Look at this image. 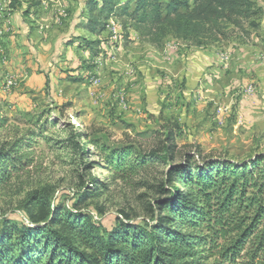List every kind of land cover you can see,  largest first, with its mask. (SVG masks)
<instances>
[{
	"label": "rangeland",
	"instance_id": "rangeland-1",
	"mask_svg": "<svg viewBox=\"0 0 264 264\" xmlns=\"http://www.w3.org/2000/svg\"><path fill=\"white\" fill-rule=\"evenodd\" d=\"M256 2L257 27L227 26L201 46L168 35L156 46L118 18L93 35L86 0H0V113L8 117L0 147L39 125L45 136L27 149L31 165L0 184V243L73 204L106 229L145 226L158 204L176 200L172 188L186 191L172 166L264 154V0ZM88 136L98 149L134 144L148 153L162 140L173 153L118 177Z\"/></svg>",
	"mask_w": 264,
	"mask_h": 264
},
{
	"label": "trees",
	"instance_id": "trees-1",
	"mask_svg": "<svg viewBox=\"0 0 264 264\" xmlns=\"http://www.w3.org/2000/svg\"><path fill=\"white\" fill-rule=\"evenodd\" d=\"M84 12L93 35L118 18L156 46L168 35L201 46L227 26L257 27L263 9L256 0H86ZM7 122L0 113V128ZM39 126L14 137L8 149L1 144L0 184L31 165L27 149L45 139ZM74 134L79 141L85 136L78 130ZM86 139L103 167L111 171L112 166L118 177L167 162L173 153L162 140L146 153L134 144L98 149L97 138ZM172 172L185 174L186 191L172 188L176 200L158 204L157 215L145 226L117 221L106 229L73 204L74 209H61L43 225L16 227L18 237L0 243V264H264V154L225 164L212 161L202 169L189 160L184 170L172 166ZM36 204L42 206L40 200ZM36 217L30 215L32 223H39Z\"/></svg>",
	"mask_w": 264,
	"mask_h": 264
},
{
	"label": "crops",
	"instance_id": "crops-1",
	"mask_svg": "<svg viewBox=\"0 0 264 264\" xmlns=\"http://www.w3.org/2000/svg\"><path fill=\"white\" fill-rule=\"evenodd\" d=\"M188 76L190 77V80H189V78H188V80H189V82H191V81H192V79H191L192 73H190V71H189V73H188ZM192 82H193V81H192Z\"/></svg>",
	"mask_w": 264,
	"mask_h": 264
}]
</instances>
